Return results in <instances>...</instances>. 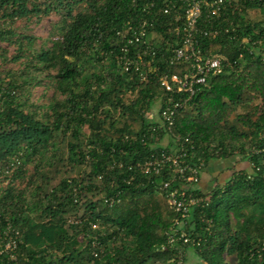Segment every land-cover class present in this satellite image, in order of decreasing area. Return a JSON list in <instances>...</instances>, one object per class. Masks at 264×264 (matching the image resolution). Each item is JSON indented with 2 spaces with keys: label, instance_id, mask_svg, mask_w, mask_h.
<instances>
[{
  "label": "trees",
  "instance_id": "1",
  "mask_svg": "<svg viewBox=\"0 0 264 264\" xmlns=\"http://www.w3.org/2000/svg\"><path fill=\"white\" fill-rule=\"evenodd\" d=\"M251 10L260 17L249 18ZM138 11L133 0H0V42L15 49L7 57L0 47V55L19 65L0 75V264H174L188 248L200 264H231L227 256L264 264L256 253L264 239V43L241 40L263 33L264 0L242 1L219 22L227 31L202 38L204 53L225 56L222 72L199 86L169 129L148 116L168 98L159 76L190 65L169 63L177 40L163 14L146 35L160 36L151 39L156 55L145 56L156 68L142 65L144 80L117 65V30ZM52 12L59 18L40 45L16 25ZM37 86L51 91L46 103L32 101ZM181 146L186 160L203 159L202 169L239 156L250 170L233 171L210 192L190 185L200 202L183 226L189 241L173 245L167 234L178 216L160 188L173 174L140 165ZM8 225L18 231L12 250Z\"/></svg>",
  "mask_w": 264,
  "mask_h": 264
},
{
  "label": "built area",
  "instance_id": "2",
  "mask_svg": "<svg viewBox=\"0 0 264 264\" xmlns=\"http://www.w3.org/2000/svg\"><path fill=\"white\" fill-rule=\"evenodd\" d=\"M133 0L138 8V14L132 19H128L123 27L117 30L118 52L114 58L119 67L125 71L135 69L140 71L143 65L147 71H153L156 67L151 65V60H146L145 56H154L156 52L151 50V39L160 38L152 33L151 39L146 38L148 29L158 23L159 14L166 15L171 19L168 27L176 36L177 45L173 46L169 63L175 61L187 62L190 69L179 74H162L159 76V84L168 94V98L160 106L157 121L160 126L168 129L173 124L175 113L182 108L190 99L199 86L206 85L208 78L222 72L223 60L225 56L221 53H204L201 47L202 38L215 39L227 28L219 25L221 20H227L228 15L241 8L244 0ZM262 1V0H258ZM242 42L256 46L264 43V31L260 37L251 40L243 37ZM145 71H140V76L145 80ZM178 95L174 100L173 96ZM150 118L153 114L148 115ZM155 129L156 127H151ZM179 140L178 137H176ZM190 142L188 138L184 139ZM186 150L181 146L176 152H161L152 159L146 160L140 165L145 173H161L164 169L173 174L172 179L161 182L160 188L166 192L169 205L177 214V219L168 234V242L176 244L181 241L186 244L189 236L183 230L184 224L190 217V210L197 206L200 198L191 193H187L190 185L199 181L200 172L204 165L203 159L197 162L186 160ZM139 165V164H138ZM173 182H178V186H172ZM113 198H106L105 202L113 203ZM14 233V236L10 234ZM8 236L5 248L10 250L16 246L18 231L9 225L4 230ZM258 256L264 255V239L256 250ZM183 254H179L174 260V264H183Z\"/></svg>",
  "mask_w": 264,
  "mask_h": 264
},
{
  "label": "rangeland",
  "instance_id": "3",
  "mask_svg": "<svg viewBox=\"0 0 264 264\" xmlns=\"http://www.w3.org/2000/svg\"><path fill=\"white\" fill-rule=\"evenodd\" d=\"M248 17L249 18H255L257 19L258 17H260V14L257 10H251L248 13ZM59 18V14H56L55 12H52L46 16H43L42 18H40L39 20H32L31 22H29L27 24V26H23V22L22 21H18L16 23V25L19 27L20 31H24V32H28V34L30 33L31 35H33L34 37H36L35 43L37 45H40L42 43H44L46 41V37L48 36V34L50 33L53 23L55 21H57V19ZM0 47L3 49H6V56L9 57L13 52H15L14 46L7 44L6 42H0ZM1 54V51H0ZM19 68L18 64H14L13 62L7 61L5 62V60L2 58V56L0 55V75L1 76H5V74L7 73V71L10 70H14L16 71V69ZM42 78L48 79L46 78L45 74L41 75ZM6 79H8L6 77ZM32 94L31 99L34 103L37 104H41V103H46L48 101V96L46 95L47 93H49V95L51 94V91L47 92V89L44 88L43 86H37L32 88ZM44 94V96H42ZM132 95L128 94L126 95V100L128 98H130ZM259 98H256L254 100L255 102H258ZM159 104L160 101H156L154 103V106L152 107V110L148 113V115L153 114L155 116V119H157V110L159 108ZM244 109L242 107H238L237 108V112H241ZM157 115V116H156ZM130 123L132 125H134V127H136V123L130 121ZM170 142V138L165 137L162 139L161 141V145H166ZM234 158V157H231ZM243 160V159H241ZM79 174V169L78 168H73V171L71 172V175L75 176ZM6 183V180L3 181L2 176H0V185H3ZM184 262L183 264H200V258L196 255V253L192 250V249H186V251L184 252ZM227 262L231 263V264H235V257L234 256H227Z\"/></svg>",
  "mask_w": 264,
  "mask_h": 264
},
{
  "label": "crops",
  "instance_id": "4",
  "mask_svg": "<svg viewBox=\"0 0 264 264\" xmlns=\"http://www.w3.org/2000/svg\"><path fill=\"white\" fill-rule=\"evenodd\" d=\"M167 145V144H166ZM246 169L250 170L248 163L241 160L239 156L234 158H213L201 170L199 181L193 186L203 192H210L216 184H222L233 171Z\"/></svg>",
  "mask_w": 264,
  "mask_h": 264
}]
</instances>
